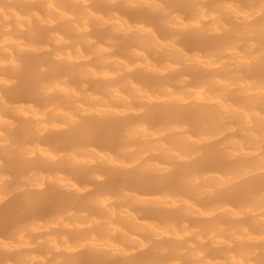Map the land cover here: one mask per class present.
I'll return each mask as SVG.
<instances>
[{
    "label": "clouds",
    "instance_id": "obj_1",
    "mask_svg": "<svg viewBox=\"0 0 264 264\" xmlns=\"http://www.w3.org/2000/svg\"><path fill=\"white\" fill-rule=\"evenodd\" d=\"M0 264H264V0H0Z\"/></svg>",
    "mask_w": 264,
    "mask_h": 264
}]
</instances>
